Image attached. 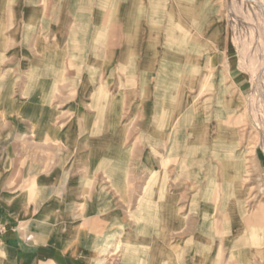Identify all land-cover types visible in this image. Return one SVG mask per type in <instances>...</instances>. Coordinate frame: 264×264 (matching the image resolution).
<instances>
[{
	"label": "rangeland",
	"instance_id": "rangeland-1",
	"mask_svg": "<svg viewBox=\"0 0 264 264\" xmlns=\"http://www.w3.org/2000/svg\"><path fill=\"white\" fill-rule=\"evenodd\" d=\"M7 33L8 29L2 37L7 38ZM196 36L202 39V45L195 42L196 50L202 47L205 54L193 55L187 63L200 69L192 75L198 81L197 88L192 90V97L180 100L184 106H192L195 112L210 118L207 130L197 135L192 131L190 136L184 122L176 120L175 125L172 123L174 136L159 137L167 142L168 150H174L160 155L129 151L137 139L138 128L130 131L129 137L116 136L117 145L128 153L116 156L107 152L111 158L105 160L114 163V159H120L127 166L122 174L118 169L103 166V152H86L99 144L102 149H109L110 143L101 141L94 119L86 115L96 110L89 109L90 97L83 89V82L88 79L95 84L102 80L108 81L106 88L110 93L115 92L121 75L125 77L119 65L100 58L103 64H95L94 72L89 73L88 63L81 62L83 71L79 78L77 72H41L38 79L56 81L58 87L45 90L47 98L39 103L34 94L25 93L32 73L20 71L16 65L39 64L42 69L48 63L42 62L34 49L19 54H15L14 48L1 49L0 198L21 195L22 199L44 204L48 210L55 208L56 203L66 208L77 201L96 199L102 204L108 194L119 201L121 190L127 188L129 192L132 188L135 197L141 189L137 185H120L112 178H143L144 198L161 195L180 207L183 216L177 225L182 229L171 234V243H183L190 237L198 240L203 236L199 232L202 225L208 230L209 247H215L216 238L227 241L219 249L217 264L228 260L225 249L236 240L254 241L253 264H264V0H212L209 20ZM20 43L15 40L12 44ZM84 52L81 61L91 58L87 57L90 51ZM71 59L69 56L64 60ZM22 95L31 103L24 104ZM136 110L133 104L127 111ZM43 112L51 121L47 130L41 132L38 126L44 122L36 120V113ZM34 132L35 137L29 138ZM159 139L156 136L152 144L157 145ZM137 144L142 148L141 143ZM151 147L146 144L147 149ZM205 149L209 150L201 152ZM148 179L150 184L146 185ZM35 180L47 182L35 185ZM89 194L94 196L90 198ZM136 203L128 201L129 212ZM142 206L140 201L139 207ZM253 226L257 232H252ZM6 231L0 223V243L5 240ZM118 240H113L105 254V264H118ZM133 253L134 249H129L128 254ZM243 255L241 251V259ZM210 258L208 254L207 259Z\"/></svg>",
	"mask_w": 264,
	"mask_h": 264
},
{
	"label": "crops",
	"instance_id": "crops-1",
	"mask_svg": "<svg viewBox=\"0 0 264 264\" xmlns=\"http://www.w3.org/2000/svg\"><path fill=\"white\" fill-rule=\"evenodd\" d=\"M211 6L212 0H0V50L14 48L15 54H19L34 49L42 62L48 63L42 69L39 64L16 65L20 71L32 73L25 93L34 94L39 103L47 98L45 90L58 87L56 81L38 79L41 72H77L79 78L83 71L81 62L88 63L89 73L94 72L95 64H103L100 58L118 64L125 77L121 75L115 92L107 90L108 81L83 82L84 93L90 97L87 101L92 105L89 109L96 110L86 115L94 119L101 141L110 143L109 149H102L99 144L86 152L122 156L128 150L117 145L116 136L129 137V132L138 128L137 139L129 151L170 153L167 142L159 137L174 136L172 123L175 125L176 120L184 122L190 136L192 131L197 135L207 130L210 118L184 106L180 98L189 99L197 88L198 81L192 76L196 70L187 62L193 55L204 56L202 47L196 50L195 42L202 43L196 35L207 24ZM6 29L8 37L4 38ZM15 40L23 43L12 44ZM80 50L90 51L87 57L91 58L81 61L85 52ZM69 56L72 59L65 62ZM200 83L203 88V81ZM25 96L22 95L23 103H31ZM133 104L136 112H128ZM36 115L37 121L44 122L39 124V130L46 131L51 120L46 112ZM156 136L157 145L152 144ZM34 137L35 132L29 138ZM146 144L152 147L147 149ZM107 154L100 160L104 167L118 169L120 173L127 168L120 159H114V163L106 161L105 158H111ZM112 179L120 185H137L141 191L134 197L132 188L129 192L126 188L120 191L119 201L108 194L102 204L96 199L77 201L66 208L56 203L51 210L40 202L22 199L21 195L0 198V223L7 230L4 242L0 243V264H105V254L117 238L121 249L118 264H217L219 249L227 241L216 238L215 247H209L208 230L201 225L199 232L203 236L198 240L190 237L183 243H171V234L182 229L177 225L183 216L180 207L172 205L165 196L144 198L143 178L119 175ZM149 179L146 185L152 180ZM129 200L137 202L130 212ZM252 229L254 233L255 226ZM250 243L231 241L224 248L228 260L218 264H253L256 248L254 241ZM129 249H134V255L128 254Z\"/></svg>",
	"mask_w": 264,
	"mask_h": 264
},
{
	"label": "bare ground",
	"instance_id": "bare-ground-1",
	"mask_svg": "<svg viewBox=\"0 0 264 264\" xmlns=\"http://www.w3.org/2000/svg\"><path fill=\"white\" fill-rule=\"evenodd\" d=\"M163 2H164V1H163ZM262 2H263V1H262ZM262 2H261V3H262ZM149 4H150V3H149ZM150 6H151V5H150ZM107 8H108V7H107ZM163 8H164V7H163ZM101 9H102V8H101ZM161 9H162V8H161ZM161 9H160V10H161ZM164 9H165V8H164ZM105 10H106V9H104V11H105ZM106 11H107V10H106ZM152 11H153V10H152ZM163 11H164V10H163ZM156 12H158V11H156ZM169 14H170V13H169ZM110 15H111V14H110ZM169 16H170V15H169ZM165 18H166V16H165ZM173 18H174V17H173ZM109 20H110V19H109ZM109 20H108V21H109ZM168 20H169V19H168ZM168 20H167V21H168ZM151 22H152V21H151ZM152 23H153V22H152ZM163 23H164V22H163ZM107 25H108V24H107ZM154 25H156V24H154ZM169 25H170V24H169ZM169 25L167 24V26H169ZM174 25H175V24H174ZM156 26H157V25H156ZM100 30H101V28H100ZM166 30H168V29H166ZM107 31H109V30L107 29ZM166 32H167V31H166ZM175 34H176V33H175ZM98 36H99V35H98ZM98 36H97V37H98ZM177 37H178V36H177ZM179 37H180V36H179ZM188 38H189V35H188ZM167 39H168V38H167ZM189 41H190V40H189ZM167 42H168V41H167ZM167 42H166V43H167ZM169 43H170V42H168V44H169ZM188 43H189V42H188ZM164 44H165V43H164ZM163 47H164V46H163ZM172 47H173V46H172ZM174 47H175V46H174ZM176 47H177V46H176ZM179 47H181V46L179 45ZM177 48H178V47H177ZM185 49H186V48H185ZM179 50H180V49H179ZM188 51H190V50H188ZM188 51H187V52H188ZM204 54H205V53H204ZM202 56H203V55H202ZM161 62H163V61H161ZM131 63H132V62H131ZM131 63H130V64H131ZM132 64H134V63H132ZM132 64H131V65H132ZM178 65H179V64H178ZM188 66H189V65H188ZM183 67H184V66H183ZM160 68H161V67H160ZM184 68H185V67H184ZM186 69H187V67H186ZM193 69L195 70V68H193ZM196 70H197V69H196ZM199 70H200V69H199ZM159 71H160V70H159ZM165 71H166V70H165ZM167 71H169V70H167ZM186 71H187V70H186ZM186 71H185V72H186ZM53 72H54V71H53ZM192 72H193V70H192ZM172 73H173V72H172ZM186 73H188V72H186ZM196 73H197V71H196ZM158 74H159V73H158ZM174 78H175V80L177 79L175 76H174ZM157 80H158V79H157ZM179 83H180V82H179ZM156 86H159V85H156ZM160 87H162V86H160ZM163 87H164V86H163ZM161 90H162V89H161ZM226 92H227V91H226ZM226 92H225V95H227ZM155 93H156V92H155ZM166 93H167V92H166ZM167 94H168V93H167ZM176 97H177V96H176ZM219 102H220V101H219ZM155 103H156V102H155ZM191 107H192V106H191ZM98 109H99V108H98ZM228 110H230V109H228ZM226 111H227V110H226ZM155 114H156V113H155ZM157 114H158V113H157ZM187 116H188V115H187ZM237 116H238V115H237ZM260 116H261V115H260ZM181 117H182V116H181ZM185 117H186V115H185ZM191 117H192V116H191ZM191 117H190V118H191ZM239 117H241V116H239ZM239 117H238V118H239ZM157 118H158V117H157ZM192 118H193V117H192ZM257 118H258V117H257ZM186 119H189V117H188V118L186 117ZM240 119H241V118H239V121H240ZM255 119H256V118H255ZM155 120H156V119H155ZM180 123H181V122H180ZM186 123H187V122H186ZM189 124H190V123H189ZM154 125H155V124H154ZM184 127H185V126H184ZM172 133H173V132H172ZM171 138H172V137H171ZM174 145H176V143H175ZM192 148H193V147H192ZM170 149H171V148H170ZM172 149H173V148H172ZM172 149H171V150H172ZM176 149H177V148H176ZM190 149H191V148H190ZM173 150H174V149H173ZM190 151H191V150H190ZM190 151H189V152H190ZM192 152H193V151H192ZM184 154H185V153H184ZM167 157H168V156H167ZM173 157H174V154H173ZM165 160H166V159H165ZM161 164H162V163H161ZM163 164H164V163H163ZM166 169H167V168H166ZM166 169H165V170H166ZM166 192H167V191H166ZM163 194H164V193H163ZM164 199H165V198H164ZM160 202H161V201H160ZM156 203H157V202H156ZM157 205H158V204H157ZM159 215H160V214H159ZM249 229H250V228H249ZM255 232H257V231H255ZM248 242H250V241H248ZM252 248H253V247H252Z\"/></svg>",
	"mask_w": 264,
	"mask_h": 264
}]
</instances>
